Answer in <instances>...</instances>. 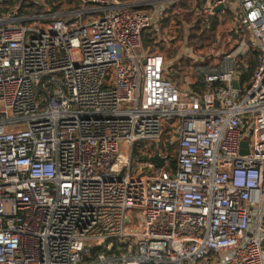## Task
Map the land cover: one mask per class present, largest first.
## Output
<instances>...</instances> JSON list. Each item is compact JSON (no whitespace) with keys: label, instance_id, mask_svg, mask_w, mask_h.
Wrapping results in <instances>:
<instances>
[{"label":"built area","instance_id":"built-area-1","mask_svg":"<svg viewBox=\"0 0 264 264\" xmlns=\"http://www.w3.org/2000/svg\"><path fill=\"white\" fill-rule=\"evenodd\" d=\"M9 1L0 264H264V0H194L172 27L185 0ZM180 60L193 65L181 83ZM136 147L165 165L133 168Z\"/></svg>","mask_w":264,"mask_h":264},{"label":"trees","instance_id":"trees-1","mask_svg":"<svg viewBox=\"0 0 264 264\" xmlns=\"http://www.w3.org/2000/svg\"><path fill=\"white\" fill-rule=\"evenodd\" d=\"M20 0H10L8 6L12 7L16 3H18ZM46 3H48L51 13H63L68 12L72 10H76L80 8L79 3L77 0H45ZM121 1H129V0H121ZM194 4V0L190 1V3L185 0L181 2L178 5H175L167 14L165 18V26L172 27L173 24L181 25V21L183 18H186L187 16V10L190 9V7ZM24 8V6H23ZM25 8H31V11L37 14H42L44 11L41 7L33 4H25ZM152 33L147 31L144 33V43L145 46H150L152 44ZM193 37L197 41V50H203L204 46L209 43V41H206L207 37L199 34L193 35ZM206 38V39H205ZM177 49H174L173 52H170V56L174 53H176ZM180 63L184 64H191L189 61L180 60L175 67H181ZM259 63V51L256 49H252L249 54L247 55L245 59V65L247 66L246 70L244 71V74L241 78V82H249L253 76V73L255 72L257 66ZM208 65H214L213 64V57L211 60L207 61ZM192 65V64H191ZM174 67V68H175ZM174 74V73H173ZM167 132H170V129L168 128ZM166 136V135H165ZM140 147H136L134 150L135 154H138L141 158H144V155L140 154ZM171 154L169 156V163L171 164L172 168H176V159L172 154V148H170Z\"/></svg>","mask_w":264,"mask_h":264},{"label":"rangeland","instance_id":"rangeland-1","mask_svg":"<svg viewBox=\"0 0 264 264\" xmlns=\"http://www.w3.org/2000/svg\"><path fill=\"white\" fill-rule=\"evenodd\" d=\"M36 24L39 27H43L45 29L48 28V23H44V21H40V20H36L35 22H31L30 24ZM174 54H172L171 56H174ZM181 67H175L172 69V73H174V77H175V81L176 82H183L185 77H187L188 75L191 76L192 70H193V65H189V64H184V63H180ZM140 154H142V151L140 150ZM138 154L134 153V159H133V168L138 167L139 165L143 164V163H148L147 160H143V158H139Z\"/></svg>","mask_w":264,"mask_h":264},{"label":"water","instance_id":"water-1","mask_svg":"<svg viewBox=\"0 0 264 264\" xmlns=\"http://www.w3.org/2000/svg\"><path fill=\"white\" fill-rule=\"evenodd\" d=\"M221 9H222V6L217 8L218 11H220ZM233 86H234L235 89H238L239 88V81L238 80H234L233 81ZM242 145L243 146H247L248 143L247 142H243ZM242 152L244 153V151H242ZM145 160H150L151 162L155 163L159 167H163L165 165V160L160 157L158 152H156V154L154 156H152V157H145Z\"/></svg>","mask_w":264,"mask_h":264}]
</instances>
